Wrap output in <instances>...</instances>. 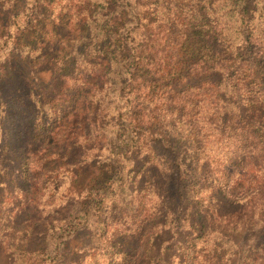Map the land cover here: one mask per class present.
I'll return each mask as SVG.
<instances>
[{
	"label": "clouds",
	"instance_id": "9594fccd",
	"mask_svg": "<svg viewBox=\"0 0 264 264\" xmlns=\"http://www.w3.org/2000/svg\"><path fill=\"white\" fill-rule=\"evenodd\" d=\"M0 264H264V0H0Z\"/></svg>",
	"mask_w": 264,
	"mask_h": 264
}]
</instances>
